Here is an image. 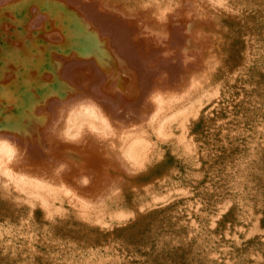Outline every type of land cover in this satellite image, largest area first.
<instances>
[{
  "label": "bare ground",
  "instance_id": "obj_1",
  "mask_svg": "<svg viewBox=\"0 0 264 264\" xmlns=\"http://www.w3.org/2000/svg\"><path fill=\"white\" fill-rule=\"evenodd\" d=\"M21 1L0 9V264H198L218 254L231 264L229 247L214 250L197 229L219 240L212 231L228 209L244 237H263L264 77L253 68L264 60V0H48L75 16L74 34L44 30L43 41L10 18ZM179 18L195 61L173 84H153L143 53ZM49 150L98 159L96 180L50 163ZM202 207L217 214L197 221ZM245 254L256 259L239 264H264Z\"/></svg>",
  "mask_w": 264,
  "mask_h": 264
},
{
  "label": "rangeland",
  "instance_id": "obj_2",
  "mask_svg": "<svg viewBox=\"0 0 264 264\" xmlns=\"http://www.w3.org/2000/svg\"><path fill=\"white\" fill-rule=\"evenodd\" d=\"M23 1H21V4H22L23 7H21V4L19 3L20 5L15 10L14 16L13 17H10V18H12L14 20H17L16 22L17 23H20V24H25L26 25L29 22L28 23L29 25L27 24L26 27H27V29L29 31L31 30L34 34L37 32L35 34L36 35V40L43 41L45 39V34H44L45 31H50V30H58L59 32L61 31V33L63 32L61 35L64 38L66 37L65 39H67L68 36H71V34H74V29H73V26L72 25H75V24L72 23V20L75 18V16L74 15H70V13L68 14V12L67 13H62L61 8H58V10L57 9L55 10L56 7H54L53 5L47 3V2H50V1H51V3H54L53 0H50V1H48V0H46V1L45 0H40L39 1L40 2V6H42L43 3H44V5L47 4L45 6H48V7H50V5H51L52 8H50V9L52 11H50V12H49L50 9L47 10L48 8L47 7L45 8L44 5L41 7V9H43V11L42 10H39L40 7L37 6V5H39L38 4L39 2H36L35 5L32 8H30L31 7L32 0H25L27 2H25V1L23 2ZM28 4L30 5V7H26L25 10H24L23 8L26 5L29 6ZM5 5L7 7H9V5H12V7H13V0L11 2H7ZM6 6L3 5V7H1L0 9L1 10H4V9L7 8ZM36 6L39 7V8L37 9ZM27 9L30 10V12L29 11H26ZM34 10H37V11H34ZM54 10H55V12L53 13ZM57 12H59L60 14L57 13ZM16 13H17V16H15ZM49 13H50V15L52 17L50 15H48ZM51 13H53V14H51ZM44 14H46V15H44ZM180 20H181V18H179V21L178 20H175V22H174V20L172 21V19H170V21H169V25L170 26H169V28L167 30L169 32H167L168 34L166 33V36L167 37L164 36V38L159 39V40H156V41H155V39H158V37H155L154 40H152V42H150L151 44H153V46H151L145 53H143L142 58H147L148 57L146 59V61H145V68H146V72L145 73H147V75H145V76H147L146 78H150V80H153V84L156 83V82H160L161 84L164 83V85H169V84L171 85V84H173L179 78L180 71H182V68L184 67V65L186 63H190V61L191 62L195 61V59H191V58H195L194 52L193 53L191 52L192 48H189L191 50H189V49L186 48L187 44H186V41H185L184 22L182 20L181 21ZM64 21L67 22V23H65ZM21 28H23V27H21ZM39 41L37 42V44H41L42 45V42H39ZM47 46L52 47L53 45H52V43H50V42L48 43L47 42V44L45 46H43V47H47ZM54 47H55V45L52 48H54ZM88 52H91V51H88ZM43 53L44 54L47 53L46 50H45V52L43 51ZM184 53H186V54H184ZM33 56H35V57L38 56L37 59L41 57L36 52H34ZM35 60H36V58H35ZM184 62H186V63H184ZM86 67L90 68L89 66H86ZM119 67L116 68L115 71H110V73H113L114 72L113 75L119 73V70H120ZM253 69H255L260 74V76H263L264 77V70H263L264 69V60L261 59L260 61L256 62V65H255V67ZM172 70H174V71H172ZM119 74H122V73H119ZM111 75L112 74H110L108 76H105V79H108ZM125 75L127 77L129 76V74L127 75V73ZM93 76H91L92 77V81H94L96 84H98L99 81H100L99 80V77L97 75H93ZM130 78H131V74H130ZM0 87H1V84H0ZM40 87H41L40 88L41 89L40 92H46V91H44L45 89L42 88L43 86H40ZM32 98L35 99L34 96ZM144 101L146 103V99ZM25 108H26V105H25ZM20 109H22V108L19 107V109H17V110H20ZM241 110H243V109L241 108ZM242 113H243V115H244V113H247L246 115H244V116H246V122H245V124H249V120L247 119L248 118V112H247V110L243 111ZM26 121H28V120H26ZM26 121H24V124L27 123V125H29L30 120L28 122H26ZM197 126L199 127V129H202L201 121H198ZM42 147H43V145L41 146V149H42ZM32 149H33V151H36V149L34 147ZM43 150H45V148ZM50 151L51 150H49L48 153H47V155H46L47 157H49V159L51 161L50 163L56 162L57 161V158L63 159L62 161L68 162V165L69 166L67 165L68 166L67 167V170H71L72 169V166H73L72 164H74V167L79 168L80 171H81V169H83V171L87 172L88 173V181H87V184H89L90 186L92 185L93 181L96 180V178H95L96 175H94L95 174L94 172H95L97 166L100 165V163H99L100 161L97 162L98 159H95L93 156H91V158H88V157H90V155L89 156L86 155L87 157L84 156V155H82L83 158H81V156L78 155V157L81 158V159H78V157H76V155H72L71 154L72 155L71 156L69 152H62V153H57L56 152L55 153V152H50ZM27 152L30 153V154H33L30 150H28ZM68 155H70V156H68ZM74 157L77 158V159H75ZM258 158L260 160L259 161V164H261V162H262L261 165L263 167L264 166L263 165L264 164V161H263L264 158L263 159H262V157H258ZM83 159H85V160H83ZM252 159H255V158L253 157ZM88 160H91V161L89 162ZM92 161H93V163H92ZM81 162H83V163H81ZM94 165H96V166H94ZM166 165L178 167V165L175 163L173 157H171V156L166 157ZM106 170H107V168H106ZM255 170H256V168L254 166L249 168L250 175L253 173V175H251L250 177H252V178L254 177L256 180L258 179V181H259V179H260L259 176H261V174H259L257 172V170L256 171ZM256 187L258 188V186H256ZM257 191H258V189H257ZM261 202H263V201H261ZM263 207H264V205H263ZM206 211H207L208 214L206 213ZM257 211H258V213L261 214V216H260V223H261L262 227L264 228V208L259 207ZM205 214H206V216H208V219H209V216L211 215L213 217V215L217 214V211L215 209H208V208L202 207L201 210H200L199 215L197 214L196 217L195 216L194 217H195V219L197 221L201 220V221L204 222V220L206 219V217H203V216ZM221 214H222L221 218L218 219V222H217L216 226L214 227V229L212 231L217 237H218V234L221 235V236H219V238H217L219 240H216L215 238L214 239H210L212 237L211 236V233L209 232V230L206 233L204 232V231H206V229H205V227H203L204 226L203 223L199 224V227H197V229L198 228L199 229L200 228L202 229V231L204 233L203 234L204 238L205 239H208L210 241L209 243H207L208 241H206L205 243H207L209 245V247L212 245V247L214 248V250L217 251L218 250V246L221 244V242L222 243L224 242L226 244V246L229 247L228 248V252H230L229 260H230V263L231 264H233L234 261H235V263L237 261H239L236 264L241 263V261L244 262V259H245L244 258V253H246L245 256L247 254L252 255V254H255V250L258 253V255L261 256L263 254L262 255V259L264 260V234H262V236H263L262 238L261 237L260 238H256L255 236L252 237V236H248V235H246L244 237V235L247 234V225L245 223H243V221H241L240 219H238L236 217L234 210L233 209H228V211L223 212ZM200 217L202 219H200ZM206 222H208V220H206ZM226 224L228 225L227 227H226ZM131 225H133V224H131ZM235 225H236V228H235ZM238 226H240V229L241 230L240 229L238 230ZM133 227H134V225H133ZM227 229H229L230 231H228V232L225 231ZM224 231L227 232V233H224ZM232 231H234L233 233H236V239L231 236L233 234ZM205 234H206V236H209L210 235V237H206ZM254 237H255L256 240L254 239ZM257 240H258V242H257ZM260 240L262 241V243H261ZM234 241H235V243H234ZM207 244H205V246ZM258 245L260 247L261 246L262 247L260 248V247H258ZM153 246L154 245H151L149 247V250L148 251H143V253H144L145 256H149L150 253H152V251L154 250ZM202 250H204V248H202ZM205 251H206V248H205L204 252ZM218 255H220L219 256L220 258L218 259L219 260L218 262L215 259H213V258H203V257L201 258V256H199V255L196 258L198 260V264H225V263L227 264L228 261L225 260L226 257L223 256L222 254H218ZM258 255H256V256H258ZM246 257H247L246 259L247 260H250V262L252 261V259H256L254 257L251 258V256L249 257L248 255ZM246 259H245V263H247L246 262ZM224 260H225V262H224ZM232 261H233V263H232ZM133 263L134 264H138L139 263V260L138 259H134L133 260ZM121 264H126V263L123 262Z\"/></svg>",
  "mask_w": 264,
  "mask_h": 264
}]
</instances>
